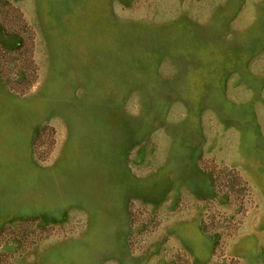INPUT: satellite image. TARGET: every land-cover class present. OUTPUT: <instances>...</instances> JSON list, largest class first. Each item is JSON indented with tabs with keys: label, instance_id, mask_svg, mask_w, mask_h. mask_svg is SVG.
Instances as JSON below:
<instances>
[{
	"label": "rangeland",
	"instance_id": "obj_1",
	"mask_svg": "<svg viewBox=\"0 0 264 264\" xmlns=\"http://www.w3.org/2000/svg\"><path fill=\"white\" fill-rule=\"evenodd\" d=\"M0 264H264V0H0Z\"/></svg>",
	"mask_w": 264,
	"mask_h": 264
},
{
	"label": "trees",
	"instance_id": "obj_2",
	"mask_svg": "<svg viewBox=\"0 0 264 264\" xmlns=\"http://www.w3.org/2000/svg\"><path fill=\"white\" fill-rule=\"evenodd\" d=\"M212 182H213V180H212ZM239 187H240V189H241V190H243V191H245V192H246V189H247V188H246V186H245V185H243V186H239ZM202 226H204V225H203V223H202Z\"/></svg>",
	"mask_w": 264,
	"mask_h": 264
}]
</instances>
